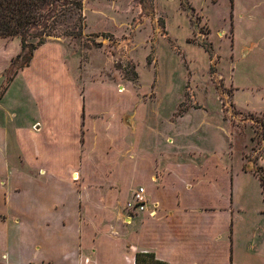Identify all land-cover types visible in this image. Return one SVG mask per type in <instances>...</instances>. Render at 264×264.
I'll list each match as a JSON object with an SVG mask.
<instances>
[{
  "label": "crops",
  "instance_id": "obj_1",
  "mask_svg": "<svg viewBox=\"0 0 264 264\" xmlns=\"http://www.w3.org/2000/svg\"><path fill=\"white\" fill-rule=\"evenodd\" d=\"M6 67L0 108L20 75L34 106H20L18 94L17 107L0 112V264H247L262 257L230 252L233 177L222 160L197 159L193 125L177 122L169 132L136 120L135 104L112 84L79 89L51 44L11 79ZM140 188L143 210L133 206Z\"/></svg>",
  "mask_w": 264,
  "mask_h": 264
},
{
  "label": "rangeland",
  "instance_id": "obj_2",
  "mask_svg": "<svg viewBox=\"0 0 264 264\" xmlns=\"http://www.w3.org/2000/svg\"><path fill=\"white\" fill-rule=\"evenodd\" d=\"M81 2L82 28L60 29L33 52L32 39L22 51L18 37L0 38L4 77L51 44L79 89L112 84L135 104L136 120L169 132L177 122L193 125L197 159L222 160L233 177L230 252H263L247 264H264V0ZM15 81L0 112L17 107L18 94L20 106H34L27 81ZM2 82L0 95L10 83ZM9 144L16 153L12 131Z\"/></svg>",
  "mask_w": 264,
  "mask_h": 264
},
{
  "label": "trees",
  "instance_id": "obj_3",
  "mask_svg": "<svg viewBox=\"0 0 264 264\" xmlns=\"http://www.w3.org/2000/svg\"><path fill=\"white\" fill-rule=\"evenodd\" d=\"M81 11V0H0V38L18 37L22 51L32 39L33 52L44 44L45 38L53 37L60 29L80 30L83 26ZM17 73L18 70H13L8 78ZM260 181L264 186V177Z\"/></svg>",
  "mask_w": 264,
  "mask_h": 264
},
{
  "label": "built area",
  "instance_id": "obj_4",
  "mask_svg": "<svg viewBox=\"0 0 264 264\" xmlns=\"http://www.w3.org/2000/svg\"><path fill=\"white\" fill-rule=\"evenodd\" d=\"M142 193H143V190L140 188L138 189V192H136L133 195V201H134L133 206L138 208L139 210H143L144 208V200H142Z\"/></svg>",
  "mask_w": 264,
  "mask_h": 264
}]
</instances>
